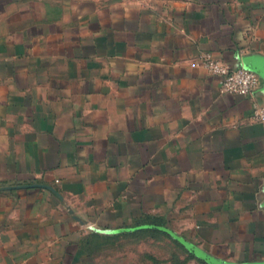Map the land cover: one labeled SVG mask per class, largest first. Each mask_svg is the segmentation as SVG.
Returning a JSON list of instances; mask_svg holds the SVG:
<instances>
[{"label":"crops","instance_id":"0c3cea01","mask_svg":"<svg viewBox=\"0 0 264 264\" xmlns=\"http://www.w3.org/2000/svg\"><path fill=\"white\" fill-rule=\"evenodd\" d=\"M255 106L264 0H0V264H126L115 243L156 227L264 264Z\"/></svg>","mask_w":264,"mask_h":264},{"label":"rangeland","instance_id":"374dc122","mask_svg":"<svg viewBox=\"0 0 264 264\" xmlns=\"http://www.w3.org/2000/svg\"><path fill=\"white\" fill-rule=\"evenodd\" d=\"M155 230V233L142 235L144 238L138 240L127 238L115 243L114 248L124 251L126 264H214L166 228L156 227Z\"/></svg>","mask_w":264,"mask_h":264},{"label":"built area","instance_id":"2783aa9c","mask_svg":"<svg viewBox=\"0 0 264 264\" xmlns=\"http://www.w3.org/2000/svg\"><path fill=\"white\" fill-rule=\"evenodd\" d=\"M200 64L209 73L220 79V87L223 92L249 96L254 93L259 85V75L256 72L246 67L232 69L210 53L202 57ZM253 117L264 124V107L255 106Z\"/></svg>","mask_w":264,"mask_h":264},{"label":"water","instance_id":"95a60500","mask_svg":"<svg viewBox=\"0 0 264 264\" xmlns=\"http://www.w3.org/2000/svg\"><path fill=\"white\" fill-rule=\"evenodd\" d=\"M243 67L249 68L248 66H243ZM249 69H251L252 71H254V72H256V73L258 74V72H257L256 70H254V69H252V68H249ZM258 75H259V74H258ZM197 251H198V253H199L202 257L206 258L207 260L211 261L212 263H214V264H221V263H219V262H217V261H214V260H212L211 258H208L207 256L203 255L199 250H197Z\"/></svg>","mask_w":264,"mask_h":264}]
</instances>
